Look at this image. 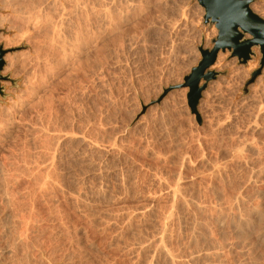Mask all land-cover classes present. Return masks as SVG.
I'll list each match as a JSON object with an SVG mask.
<instances>
[{"label":"rangeland","instance_id":"1","mask_svg":"<svg viewBox=\"0 0 264 264\" xmlns=\"http://www.w3.org/2000/svg\"><path fill=\"white\" fill-rule=\"evenodd\" d=\"M252 5L264 19V0H250ZM204 15L197 0H0V47L5 52L0 69V172H6L0 173V264H166L143 246L151 244L158 223L165 221L161 217L172 208L173 223L165 227L170 228L165 238H170L164 242L177 260L174 264H186L191 254H199L197 264H264L262 54L253 47L249 60L240 63L228 51L218 53L225 55L226 66L210 68L216 77L202 92L198 119L187 103L188 88L181 85L201 58L198 48H210L217 35ZM5 56L15 61L13 67L8 68ZM76 132L84 140L88 137L89 146L71 141ZM57 138L71 149L64 150ZM6 176L16 181L2 183ZM42 177L53 183L47 181L45 191L40 188ZM24 178L35 179V184ZM168 185L181 189L183 206L174 202L169 208ZM4 187L11 190L3 192ZM53 192L62 200L55 197L58 201L53 202ZM138 209L142 217L135 216Z\"/></svg>","mask_w":264,"mask_h":264},{"label":"water","instance_id":"2","mask_svg":"<svg viewBox=\"0 0 264 264\" xmlns=\"http://www.w3.org/2000/svg\"><path fill=\"white\" fill-rule=\"evenodd\" d=\"M204 8V21L214 24L217 35L210 48H198L200 60L183 79L181 87H187V103L190 111L199 119L197 105L207 83L216 77L209 68L216 62L219 52H230L240 63H246L258 47L264 64V19L252 12L250 0H197ZM5 52L0 48V69ZM256 73L252 77H255ZM1 78V76H0ZM0 94L2 89L0 87Z\"/></svg>","mask_w":264,"mask_h":264},{"label":"bare ground","instance_id":"3","mask_svg":"<svg viewBox=\"0 0 264 264\" xmlns=\"http://www.w3.org/2000/svg\"><path fill=\"white\" fill-rule=\"evenodd\" d=\"M75 1H76V0H75ZM103 1H104V0H103ZM77 2H78V1H77ZM84 3H85V2H84ZM104 5H105V4H104ZM75 6H76V5H75ZM81 6H83V5H81ZM253 6H254V5L249 6L250 9L252 10V12H254V9H255V7H253ZM91 7H92V6H91ZM256 8H258V7H256ZM256 10H258V9H256ZM75 11H76V10H75ZM91 11H92V10H91ZM114 12H115V11H114ZM258 12H259V11H258ZM261 12H262V11H261ZM255 13H257V12H255ZM259 13H260V12H259ZM263 13H264V11H263ZM263 13H262V14H263ZM120 14H121V13H120ZM257 14H258V13H257ZM117 15H118V14H117ZM259 15H260V14H259ZM263 15H264V14H263ZM108 16H109V15H108ZM111 16H113V15H111ZM120 16H121V15H120ZM155 17H157V16H155ZM259 17L262 18L261 15H260ZM108 18H109V17H108ZM263 18H264V17H263ZM109 19H110V18H109ZM121 20H122V19H121ZM99 21H100V20H99ZM118 21H119V20H118ZM110 22H111V21H110ZM121 22H122V21H121ZM113 23H114V21H113ZM114 25H115V24H114ZM0 48H1V47H0ZM1 49H2V48H1ZM223 56H224V57H222V56H218L217 59H216V62H215L214 65H212L210 68H214V67H215V68H217L218 70H221V69L225 68V66H226V64H225V55H223ZM5 61H7V66H8V68H9V67H13L12 65H14V63H15V61L13 62V59H12V58H9V56H5ZM210 68H209V69H210ZM229 105H230V104H229ZM233 105H234V104H233ZM242 109H243V108H242ZM197 112H198V111H197ZM69 127H70V126H69ZM86 127H87V126H86ZM67 129H68V128H67ZM68 130H69V129H68ZM69 131H70V130H69ZM71 131H72V130H71ZM71 131H70V132H71ZM61 132H62V130H61ZM65 133H66V132H65ZM65 133H64V134H65ZM67 133H68V132H67ZM78 133H80V132H78ZM95 133H96V132H95ZM56 134H57V133H56ZM64 134H63V132H62V134H60V135H64ZM69 134H71V133H69ZM73 134H76V135H74V136L71 137V138L69 137V138L71 139V141H72V140H75V141L80 142L81 145L83 144L82 147H84L85 145L89 146V145L85 142V141L88 140V137H87L86 140H84L86 137L83 138V137H82L83 134H77V132H76V133H73ZM60 135L58 134L59 137H61ZM66 135H67V134H66ZM77 135H79V136H81V137H79V136H77ZM45 136H46V135H45ZM71 136H72V135H71ZM35 137H36V136H35ZM52 137H53V136H52ZM54 137H55V140H56L57 135H55ZM54 137H53V139H54ZM63 137H65V135H64ZM41 138H43V137H41ZM50 138H51V137H50ZM61 138H62V137H61ZM89 138H90V137H89ZM91 138H92V137H91ZM51 139H52V138H51ZM64 139H66V138H64ZM34 140H35V139H34ZM36 140H37V142L39 141L38 139H36ZM40 140H41V139H40ZM42 140H43V139H42ZM62 140H63V138H62ZM66 140H67V139H66ZM92 140H93V139H92ZM92 140L90 141L91 144L93 143ZM94 140H95V139H94ZM94 140H93V141H94ZM58 141L60 142V140L57 138V142H58ZM67 141H68V140H67ZM69 141H70V140H69ZM69 141H68V142H69ZM71 141H70V142H71ZM34 142H35V141H34ZM44 142H45V140H44ZM51 142H52V141H51ZM51 142H50V143H51ZM57 142H55V143H57ZM63 142H64V141H63ZM94 142H97V141H94ZM46 143H48V142H46ZM50 143H49V144H50ZM53 143H54V141H53ZM60 143H61V142H60ZM64 143H66V142H64ZM64 143H63V144H64ZM74 143H77V142H74ZM98 143H100V142H98ZM39 144H40V143H39ZM61 144H62V143H61ZM63 144H62V148H63V149H64V148H65V149L69 148V147H67V146H66V147H67V148H66ZM89 144H90V143H89ZM91 144H90V146H91ZM94 144H95V146L98 145V144H96V143H93V146H94ZM102 144H103V143H102ZM112 144H113V143H112ZM35 145H36V144H35ZM40 145H41V144H40ZM40 145H39V147H40ZM54 145H55V144H54ZM54 145H53V147H54ZM58 145L61 146L60 144H58ZM68 145H69V144H68ZM99 145H100V144H99ZM99 145H98V147H99ZM37 146H38V145H37ZM45 146H46V145H45ZM47 146H48V144H47ZM49 146H51V145H49ZM55 146H56V145H55ZM63 146H64V147H63ZM69 146H70V145H69ZM71 146H72V145H71ZM71 146H70V147H71ZM74 146H75V145H74ZM41 147H42V146H41ZM41 147H40V148H41ZM53 147H52V148H53ZM57 147H58V146H57ZM79 147H80V146H79ZM82 147H81V148H82ZM98 147H97V148H98ZM100 147H101V146H100ZM103 147H104V146H103ZM113 147H114V146H113ZM161 147H162V146H161ZM237 147H238V146H237ZM47 148H48V147H47ZM50 148H51V147H50ZM50 148H49V149H50ZM59 148H60V147H59ZM62 148H61V149H62ZM76 148H77V147H76ZM86 148H88V147H86ZM86 148H85V150H86ZM110 148H111V147H110ZM116 148H117V147H116ZM239 148H240V146H239ZM249 148H250V147H249ZM249 148H248V149H249ZM61 149H60V150H61ZM65 149H64V150H65ZM70 149H71V148H69V150H70ZM89 149H90V148H89ZM89 149H87V150H89ZM94 149H95V148H94ZM114 149H115V148H114ZM223 149H224V148H223ZM223 149H222V150H223ZM252 149H253V148H252ZM252 149H251V150H252ZM34 150H35V149H34ZM38 150H39V149H38ZM45 150H46V149H45ZM47 150H48V149H47ZM69 150H68V151H69ZM77 150H78V149H77ZM87 150H86V152H87ZM90 150H91V149H90ZM92 150H93V149H92ZM106 150H107V149H106ZM111 150H112V149H111ZM152 150H153V149H152ZM233 150H234V149H233ZM240 150H241V149H240ZM23 151H24V150H23ZM49 151H51V150H49ZM49 151H48V152H49ZM57 151H58V150H57ZM71 151H72V150H71ZM71 151H70V152H71ZM75 151H76V150H75ZM157 151H158V150H157ZM231 151H232V150H231ZM231 151H230V152H231ZM26 152H27V151H26ZM26 152H25V153H26ZM28 152H29V151H28ZM37 152H38V151H37ZM43 152H44V151H43ZM45 152H46V151H45ZM45 152H44V153H45ZM48 152H47V153H48ZM61 152H63V150H61ZM70 152H69V153H70ZM81 152H83V150H82ZM86 152H85V153H86ZM102 152H103V151H102ZM107 152H108V151H107ZM152 152H153V151H152ZM222 152H223V151H222ZM240 152H241V151H240ZM242 152H243V151H242ZM21 153H22V152H21ZM31 153H32V152H31ZM47 153H46L45 156L48 155ZM71 153H72V152H71ZM78 153H79V151H78ZM85 153H84V154H85ZM114 153H115V151H114ZM123 153H124V152H123ZM123 153H122V154H123ZM246 153H247V152H246ZM261 153H262V152H261ZM26 154H27V153H26ZM28 154H29V153H28ZM34 154H35V156L38 155L37 153H34ZM36 154H37V155H36ZM39 154H40V150H39ZM42 154H43V153H41L40 155H42ZM53 154H54V149H53L52 155H53ZM57 154H58V153H56L55 155H57ZM59 154H60V153H59ZM80 154H81V153H80ZM86 154H87V153H86ZM122 154H121V155H122ZM156 154H157V153H156ZM22 155H23V153H22ZM31 155H32V154H31ZM62 155H64V154L62 153ZM62 155H60V156H62ZM70 155H71V154H70ZM81 155H83V154H81ZM89 155H90V154H89ZM104 155H105V154H104ZM161 155H162V154H161ZM27 156H29V155H27ZM27 156H26V159H27ZM33 156H34V155H33ZM49 156L51 157V155H49ZM53 156H54V155H53ZM53 156H52L51 158L49 157V159H52ZM72 156H73V155H72ZM77 156H80V155L78 154ZM86 156H87V155H85L84 157L86 158ZM90 156H91V155H90ZM90 156H89V158H90ZM98 156H99V155H98ZM101 156H102V155H101ZM155 156H156V155H155ZM187 156H188V155H187ZM245 156H246V155H245ZM260 156H261V155H260ZM30 157L32 158V156H30ZM30 157H28V158H30ZM37 157H38V156H37ZM39 157H40V156H39ZM42 157H43V156H42ZM42 157H40V158L42 159ZM82 157H83V156H82ZM91 157H92V156H91ZM114 157H115V156H114ZM158 157H160V156L158 155ZM20 158H21V157H20ZM33 158H34V157H33ZM40 158H39L38 161H40ZM45 158H46V157H45ZM58 158H59V157H58ZM75 158H78V157H74V159H75ZM89 158H88V159H89ZM98 158H99V157H98ZM98 158H97V159H98ZM103 158H104V157H103ZM160 158H161V157H160ZM163 158H164V156H163ZM184 158H185V157H184ZM22 159H23V156H22ZM34 159H35V158H34ZM37 159H38V158H37ZM46 159H47V161H49L48 158H46ZM46 159L43 158V160H46ZM62 159H63V157H62ZM62 159H61V160H62ZM81 159H83V158H81ZM81 159H79V160H81ZM86 159H87V158H86ZM88 159H87V160H88ZM91 159H92V158H91ZM158 159H159V158H158ZM20 160H21V159H20ZM28 160H31V159H28ZM28 160H27V161H28ZM32 160H33V159H32ZM76 160H77V159H76ZM87 160L85 161V163H86V162L88 163ZM89 160H90V159H89ZM95 160H96V159H95ZM113 160H114V159H113ZM117 160H118V159H117ZM182 160H183V159H182ZM17 161H18V160H17ZM22 161H23V160H22ZM27 161H26V162H27ZM47 161H46V162H47ZM53 161H55V159H54ZM83 161H84V160H83ZM83 161H81V162H83ZM167 161H168V160H167ZM217 161H218V160H217ZM225 161H226V160H225ZM231 161H232V160H231ZM24 162H25V159H24ZM24 162H23V163H24ZM28 162H29V161H28ZM30 162H31V161H30ZM33 162H34V161H33ZM36 162H37V160H36ZM41 162H42V160H41ZM44 162H45V161H43V163H44ZM46 162H45V163H46ZM51 162H52V160H51ZM57 162H58V161H57ZM165 162H166V161H165ZM16 163H17V162H16ZM48 163H50V162H48ZM52 163H53V162H52ZM54 163H55V162H54ZM60 163H61V162H60ZM68 163H69V162H68ZM70 163H71V162H70ZM75 163H76V162H75ZM75 163H74V164H75ZM78 163H79V162H78ZM93 163H94V161H93ZM209 163H210V162H209ZM225 163H226V162H225ZM11 164H12V163H11ZM27 164H28V163H26V165H27ZM30 164H31V163H30ZM50 164H51V163H50ZM56 164H57V163H56ZM79 164H80V163H79ZM97 164H98V163H97ZM181 164H182V163H181ZM181 164H180V166H181ZM189 164H190V163H189ZM36 165H37V164H35V166H36ZM38 165H40L39 162H38ZM41 165H43V164L41 163ZM47 165H48V164H47ZM51 165H52V164H51ZM70 165H71V164H70ZM76 165H77V164H76ZM102 165H103V164H102ZM108 165H109V164H108ZM160 165H161V164H160ZM177 165H178V164H177ZM17 166H18V165H17ZM22 166H23V165H22ZM27 166H28V165H27ZM27 166H26V167H27ZM49 166H50V165H49ZM49 166H48V167H49ZM59 166H60V165H59ZM79 166H80V165H79ZM82 166H83V165H82ZM95 166H96V165H95ZM103 166H104V165H103ZM214 166H217V164L214 165ZM38 167H39V166H38ZM48 167H47V168H48ZM51 167H53V165H52ZM66 167H68V166H66ZM100 167H101V166H100ZM181 167H182V166H181ZM24 168H25V167H24ZM31 168H32V167H31ZM31 168H30V169H31ZM33 168H34V166H33ZM41 168H42V167H41ZM94 168H95V167H94ZM101 168H102V167H101ZM214 168H215V167H214ZM26 169L28 170L29 167L26 168ZM43 169H45V167H44ZM43 169H41V170L43 171ZM66 169H67V168H66ZM11 170H13V169H11ZM27 170H26V171H27ZM33 170H34V169H33ZM35 170H36V168H35ZM37 170H38V169H37ZM49 170H50V169H49ZM51 170H52V168H51ZM91 170H92V169H91ZM96 170H100V169L97 168ZM96 170H95V171H96ZM6 171H7V169H6ZM24 171H25V169H24ZM28 171H29V170H28ZM55 171H56V170H55ZM95 171H94V172H95ZM116 171H117V170H116ZM1 172H2V171H1ZM1 172H0V173H1ZM3 172H4V171H3ZM9 172H11V171H9ZM13 172H14V171H12V173H13ZM30 172H32V171H29V173H30ZM33 172H34V171H33ZM39 172H40V171H38V173H39ZM45 172H46V171H45ZM50 172H51V171H50ZM92 172H93V171H92ZM96 172H98V171H96ZM103 172H104V171H103ZM208 172H209V171H208ZM17 173H18V172H17ZM21 173H22V171H21ZM26 173H28V172H26ZM29 173H28V174H29ZM34 173L36 174V172H34ZM34 173H33V174H34ZM64 173H65V172H64ZM116 173H117V172H116ZM217 173H218V172H217ZM1 174H4V173H1ZM5 174H6V172H5ZM5 174H4V175H5ZM8 174H10V173H8ZM8 174H7V175H8ZM14 174H16V173H14ZM19 174H20V173H19ZM24 174H25V173H24ZM28 174H27V175H28ZM43 174H44V173L42 172V174H40V175L43 176ZM47 174L49 175V172H48ZM47 174L45 173V175H47ZM68 174H69V173H68ZM68 174H66V175H68ZM117 174H118V173H117ZM4 175H2V177H3ZM12 175H13V174H10V178H11ZM16 175H17V174H16ZM16 175H14V176H16ZM38 175H39V174H38ZM38 175L36 174L35 179L37 178ZM63 175H64V174H63ZM101 175H102V174H101ZM249 175H250V174H249ZM20 176H22V175L20 174ZM23 176H24V175H23ZM31 176H32V175H30V176L28 175L27 177L30 178ZM51 176H52V175H51ZM177 176H178V175H177ZM4 177H5V176H4ZM4 177H3V178H4ZM6 177H7V176H6ZM12 177H13V176H12ZM17 177H18V175H17ZM47 177L49 178V176H47ZM62 177H63V176H62ZM7 178H8V177H7ZM14 178H15V177H14ZM14 178L11 179V181H9V178H8L6 182H3V181H4V179H3L2 183L7 184L8 182H11V184H12V183H13L12 181H16V180H14ZM19 178H20V177H19ZM19 178H18V179H19ZM32 178H34V177L32 176ZM32 178H30V179H32ZM48 178H47V179H48ZM51 178L55 180L54 177H51ZM51 178H50V179H51ZM56 178H57V177H56ZM60 178H61V177H60ZM89 178H90V177H89ZM117 178H118V177H117ZM176 178H178V177H176ZM248 178H249V177H248ZM1 179H2V178H1ZM18 179H17V180H18ZM24 179H25V178H24ZM30 179H29V180H30ZM35 179H34L33 181H31V182L28 181V178H27V180H26V179H25V180L28 181V182H30V183H34ZM37 179H39V178H37ZM37 179H36V180H37ZM42 179H43V180L45 179V180L43 181ZM63 179H64V177H63ZM84 179H85V178H84ZM90 179H91V178H90ZM115 179H116V178H115ZM115 179H114V180H115ZM123 179H124V178H123ZM125 179H126V178H125ZM158 179H159V178H158ZM22 180H23V178L21 179V181H22ZM41 180L43 181V185H42V187L40 186V182H37L38 180H37L36 182L39 183V186H40L41 190H42V191H43V190L45 191L46 186H47V183H48L47 181H49V180H46L45 177H42ZM41 180H39V181H41ZM70 180H71V179H70ZM77 180H78V178H77ZM88 180H89V179H88ZM97 180H98V179H97ZM160 180H161V179H160ZM170 180H171V179H170ZM21 181H20V182H21ZM61 181H62V180H61ZM73 181H74V180H73ZM99 181H100V180H99ZM121 181H123V180H121ZM20 182H19V183H20ZM53 182H54V181H53ZM57 182H58V181H57ZM59 182H60V181H59ZM59 182H58V183H59ZM68 182H69V181H68ZM77 182H78V181H77ZM77 182H76V183H77ZM167 182H169V181H167ZM177 182H178V180H177ZM16 183H17V182H16ZM49 183H50L49 185H51L52 182L49 181ZM73 183H74V182H73ZM100 183H101V182H100ZM118 183H119V182H118ZM164 183H165V182H164ZM245 183H246V182H245ZM8 184H10V183H8ZM22 184H23V183H22ZM28 184H29V183H28ZM34 184H35V183H34ZM41 184H42V183H41ZM52 184H53V183H52ZM60 184H61V183H60ZM70 184H71V183H70ZM121 184H122V183H120V185H121ZM125 184H126V183H125ZM251 184H252V183H251ZM13 185H14V184H13ZM17 185H18V184H16V186H17ZM25 185H26V184H25ZM159 185H160V183H159ZM179 185H180V184H179ZM179 185H178V186H179ZM11 186H12V185H11ZM11 186L9 185V186H7V187H11ZM30 186H32V184H30ZM30 186H29V187H30ZM35 186H36V185H35ZM39 186H38V187H39ZM55 186H56V188H59V187H57L56 184H55ZM102 186H103V185H102ZM160 186H161V185H160ZM174 186H175V184H174ZM176 186H177V185H176ZM2 187H3V186H2ZM26 187H27V186H26ZM29 187H28V190H31V189H29ZM32 187L34 188V186H32ZM51 187H52V186H51ZM51 187H50V188L47 187V188H49L48 190H50ZM53 187H54V185H53ZM103 187H104V186H103ZM120 187H121V186H119V188H120ZM166 187H167V186H166ZM168 187H169L170 189L168 188L169 190H168V189L166 190V191H168V193H167L168 198H167V196H166V198H167V200H168V199L170 200V201H169V200H168V201L171 203V205H169V202H168V205H169V208L171 209V207H173L174 202H178V203H179V201H181L180 199H182V198H184V197H181V195H180V192H181V191L179 192V190H181V189H178V187H173V186L170 187L169 185H168ZM172 187H173V188H172ZM4 188H5V187H4ZM14 188H15V185H14ZM16 188H17V187H16ZM24 188H25V187H24ZM30 188H31V187H30ZM60 188H61V187H60ZM83 188H86V187H83ZM125 188H126V187H125ZM179 188H181V187L179 186ZM2 189H3V188H2ZM7 189L9 190L10 188H7ZM7 189L5 188V190H3V192L6 191ZM37 189H38V188H37ZM37 189H35V192H37ZM52 189H53V188H52ZM54 189H55V188H54ZM10 190H11V189H10ZM26 190H27V189H26ZM41 190H40V191H41ZM46 190H47V189H46ZM14 191H15V190H14ZM16 191H17V190H16ZM50 191H51V190H50ZM50 191L46 192V195H48L47 193H49ZM53 191H56V189L53 190ZM63 191H64V190H63ZM79 191H80V190H79ZM159 191H160V190H159ZM164 191H165V190H164ZM238 191H239V190H238ZM24 192H25V191H24ZM30 192L33 194V193H34V192H33V189H32L31 191H29V193H30ZM38 192H39V191H38ZM57 192H61V191L57 190L56 193H57ZM69 192H71V190H70ZM83 192H84V191H83ZM182 192H183V191H182ZM8 193H9V192H8ZM10 193H11V192H10ZM51 193H52V192H50V194H51ZM53 193H54V196H53L52 198H55V197L58 198L59 194H56V195H58V196H55V192H53ZM62 193H63V192H61L60 195H62ZM66 193H68V192H66ZM77 193H78V190H77ZM15 194H16V193H15ZM18 194H19V193H18ZM23 194H24V193H23ZM27 194H28V192L26 191V196H27ZM42 194H43V192H42ZM44 194H45V193H44ZM70 194H71V193H70ZM237 194H238V193H237ZM30 195H31V194H30ZM38 195H41V194L38 193ZM38 195H36V196L38 197ZM52 195H53V194H52ZM64 195H65V192H64ZM73 195H75V193H73ZM73 195H71V197H73ZM77 195H79V194H77ZM82 195H83V194H82ZM4 196H5V193H4ZM6 196H8V194H6ZM33 196H34V195H33ZM48 196L50 197L51 195H48ZM84 196L86 197L87 194H86V195L84 194ZM106 196H107V195H106ZM182 196H183V194H182ZM189 196H191V195H189ZM239 196H240V195H239ZM10 197H12V196H10ZM10 197H9V198H10ZM15 197H16V196H15ZM40 197H42V199L44 198L43 195H41ZM40 197H39V198H40ZM64 197L67 198L68 195H67V196L65 195ZM75 197H76V196H75ZM79 197H80V196H79ZM79 197H78V198H79ZM241 197H242V196H241ZM5 198H6V197H5ZM26 198H27V197H26ZM29 198H30V197H29ZM32 198H33V197H32ZM46 198H47V197H46ZM57 198H55L56 200H54L53 202H55V201L57 202V201H58ZM59 198L61 199V198H63V196H60ZM59 198H58V199H59ZM65 198H64V199H65ZM81 198H82V197H81ZM151 198H152V197H151ZM151 198H149L150 201H151ZM20 199H21V198H20ZM40 199H41V198H40ZM48 199H50V198H48ZM60 199H59V200H60ZM72 199H73V198H72ZM75 199H76V198H74L73 200H75ZM79 199H80V198H79ZM234 199H235V198H234ZM237 199H238V198H237ZM242 199H243V198H242ZM15 200H16V199H15ZM22 200H23V199H22ZM22 200H21V201H22ZM34 200H35V199H34ZM44 200H45V199H44ZM52 200H53V199H52ZM61 200H62V199H61ZM66 200H67V199H66ZM66 200H64V201H66ZM70 200H71V198H70ZM80 200H81V199H80ZM82 200H83V198H82ZM87 200H88V199H87ZM183 200H184V199H182V201H183ZM189 200H190V199H189ZM191 200H192V199H191ZM6 201H7V200H6ZM10 201H11V199H10ZM29 201H30V200H29ZM29 201H28V199H27V202H29ZM32 201H33V200H32ZM35 201H36V200H35ZM46 201H47V200H46ZM46 201H45V202H46ZM48 201H49V200H48ZM83 201H84V200H83ZM83 201H82V203H83ZM182 201H181V202H182ZM192 201H193V200H192ZM192 201H191V203H193ZM224 201H225V199H224ZM14 202H15V201H14ZM14 202H13V203H14ZM16 202H17V201H16ZM33 202H34V201H33ZM36 202H39V203H40V200H39V201H36ZM45 202H44V203H45ZM50 202H51V201H50ZM53 202H52V204H53ZM61 202H62V201H61ZM61 202L59 201V203H57V204H60ZM67 202H68V200H67ZM70 202H71V201H70ZM73 202H75V203H79V201H78V202L73 201ZM73 202H71V203H73ZM86 202H89V201H86ZM90 202H92V201H90ZM152 202H153V200H152ZM13 203H12V204H13ZM19 203H20V202H19ZM22 203H24V201H23ZM22 203H21V205H22ZM29 203H30V202H29ZM42 203H43V202H42ZM71 203H70V204H71ZM84 203H85V202H84ZM84 203H83V204H84ZM178 203H176L174 206L178 205ZM184 203H185V202H184ZM187 203L190 204L189 202H187ZM187 203H186V205L184 204V208H185V206H188ZM24 204H25V203H24ZM35 204H36V203H35ZM40 204H41V203H40ZM46 204H47L48 206L51 205V204L49 205L48 203H46ZM46 204H45V206H46ZM67 204H68V203H67ZM80 204H81V203H80ZM83 204H82V205H83ZM94 204H95V203H94ZM179 204H180V203H179ZM182 204H183V203H182ZM182 204H180V205H182ZM193 204H194V203H193ZM195 204H196V203H195ZM195 204H194V206H200V205H195ZM199 204H200V203H199ZM15 205H16V204H15ZM15 205H14V206L12 205V206L15 207ZM30 205H31V203H30ZM33 205H34V204H33ZM55 205H56V203H55ZM60 205H62V203H61ZM75 205H76V204H75ZM78 205H79V204H78ZM212 205H213V204H212ZM8 206H9V205H8ZM10 206H11V205H10ZM36 206H37V205H36ZM64 206H66V204H65ZM79 206H81V205H79ZM94 206H95V205H94ZM182 206H183V205H182ZM182 206H181V207H182ZM191 206H192V204H191ZM191 206H189V207H191ZM194 206H193V207H194ZM226 206H227V205H226ZM16 207H17V205H16ZM18 207H19V206H18ZM18 207H17V208H18ZM53 207H56V206H54V204H53ZM53 207H48V209L50 210V209L53 208ZM66 207H67V206H66ZM177 207H178V206H177ZM189 207H187V208H189ZM193 207H191V208H193ZM233 207H234V206H233ZM29 208H31V207H29ZM69 208H70V207H69ZM92 208H93V207H92ZM144 208H145V207H144ZM144 208L141 207V209H143V210H144ZM175 208H176V207H175ZM201 208H202V207H201ZM46 209H47V207H46ZM53 209H55V208H53ZM53 209H51V211H53ZM146 209H147V207H146ZM150 209H151V208H148V211H149ZM167 209H168V208H167ZM177 209H179V208H177ZM177 209H176V210H177ZM181 209H182V208H180V210H181ZM185 209H186V208H185ZM196 209H197V208H196ZM230 209H231V208H230ZM232 209H233V208H232ZM31 210H32V208H31ZM55 210H56V209H55ZM55 210H54L53 212H55ZM58 210H59V209H58ZM88 210H89V208H88ZM172 210L174 211V208H172ZM182 210H184V209H182ZM182 210H181V211H182ZM194 210H195V208H194ZM201 210H202V209H201ZM252 210H253V209H252ZM254 210H255V208H254ZM29 211H30V210H29ZM46 211H47V210H46ZM46 211H44V213H43V212H41V213H42V214H46ZM59 211H61V210H59ZM94 211H95V210H94ZM151 211H153V210H151ZM173 211H172L171 213H173ZM195 211H198V210H195ZM199 211H200V208H199ZM256 211H258V210L256 209ZM18 212L20 213L21 211H18ZM33 212L35 213V211H33ZM48 212H49V214H50V211H48ZM88 212H89V211H88ZM92 212H93V211H92ZM136 212H137V211H135V213H136ZM138 212H139V213H138ZM138 212H137L138 215H135V214H134V215H135V216H139V215H140V217H142L143 215H141V213H144V212L141 211V210L139 211V209H138ZM166 212H167V211H166ZM174 212H175V211H174ZM225 212H226V211H225ZM258 212H259V211H258ZM19 213H18V214H19ZM51 213H52V212H51ZM55 213H58V212H55ZM115 213H116V212H115ZM145 213H146V210H145ZM152 213H153V212H152ZM152 213H150V214H152ZM169 213H170V210H169ZM171 213H170V214L166 213L167 216L163 215L164 217H163V218L161 217L162 221H164V220H163L164 218H165V221H164V223H162V222H161V223H158L159 225L162 224V225H160V226L157 224V225H158V227H157L158 229H157V230L155 229V230H156L155 233H154L155 235L153 234V237H152L153 239L151 238V239H152V242L150 241L151 244H150V242H149L150 245H148L147 247L143 246L144 248H147V250H146L147 252H148V248H149V249H151L150 251H155L156 256H158L157 253L160 254V255H161L160 257H163L164 260L167 262V263L165 262L166 264H174V261H175V257H174V255L171 254V250L169 251L168 247H166V244L168 243V241H166L167 243L164 242L165 239L168 240L167 238H170V237H166V238H165V235H168V234H166V231H167V233H168V231H170V228H169V227H168L169 230H166L165 227H166V226H169L168 224L166 225V222H167V223L170 222V224H171V222H172V221H171L172 219L170 218V217H171ZM183 213H184V212H183ZM197 213H200V212H197ZM262 213H263V212H262ZM49 214H48L49 217L52 216L51 214H50V215H49ZM52 214H53V213H52ZM60 214H61V213H60ZM89 214H90V213H89ZM93 214H94V213H93ZM93 214H92V215H93ZM125 214L128 215V213H125ZM195 214H196V213H195ZM232 214H233V213H232ZM251 214H252V213H251ZM260 214H261V212H260ZM53 215H54V214H53ZM126 215H125V216H126ZM129 215H131V214H129ZM129 215H128V216H129ZM144 215H146V214H144ZM173 215H174V217H172V218H174V219L176 218V219H177V216H178V215H176V217H175V213H174ZM197 215H198V214H197ZM197 215H196V216H197ZM202 215H203V214H202ZM230 215H231V214H230ZM234 215H235V214H234ZM255 215H256V214H255ZM20 216H21V215H20ZM26 216H27V215H26ZM42 216H43V215H42ZM48 216L46 215L45 217H47L48 219H50ZM55 216H56V217H59V215L57 216L56 214H55ZM121 216H122V215H121ZM135 216H133V218H134ZM146 216H147V215H146ZM198 216H199V215H198ZM200 216H201V214H200ZM235 216H236V215H235ZM237 216H238V215H237ZM257 216H258V215H257ZM28 217H29V216H28ZM33 217H34V216H33ZM45 217H44V218H45ZM52 217H54V216H52ZM147 217H148V216H147ZM147 217H146V218H147ZM240 217H241V215H240L239 217H237V218H240ZM243 217H244V216H243ZM243 217H242L241 219H243ZM30 218H31V217H30ZM41 218H42V217H41ZM54 218H55V217H54ZM116 218H117V217H116ZM122 218H124V216H123ZM130 218H131V217H130ZM130 218H129V219H130ZM215 218H216V217H215ZM222 218H223V220H224V217H222ZM228 218H229V217H228ZM235 218H236V217H235ZM246 218H247V217H246ZM257 218H258V217H257ZM259 218H260V216H259ZM261 218H262V214H261ZM261 218H260V219H261ZM22 219H23V218H22ZM27 219L30 220L29 218H27ZM27 219H26V222H27ZM31 219H33V218H31ZM39 219H40V218H39ZM45 219H46V218H45ZM57 219L60 220V218H57ZM63 219H64V217H63ZM63 219H62V221H63ZM89 219H90V218H89ZM99 219H100V218H99ZM109 219H111V218H109ZM125 219H126V218H125ZM127 219H128V218H127ZM131 219H132V218H131ZM169 219H171V220L169 221ZM244 219H245V217H244ZM20 220H21V219H20ZM34 220H35V219H34ZM43 220H44V219H43ZM52 220H53V218H52ZM59 220H58V223L61 221V220H60V221H59ZM95 220H96V219H95ZM95 220H93V221H95ZM112 220H115V219H112ZM202 220H203V219H202ZM217 220H218V218H217ZM220 220L222 221L221 218H220ZM220 220H219V221H220ZM232 220H233V219H232ZM234 220H235V219H234ZM234 220H233V222H234ZM236 220H237V222H238V219H236ZM41 221H42V220H41ZM44 221H46V220H44ZM56 221H57V220H56ZM110 221H111V220H110ZM168 221H169V222H168ZM215 221H216V220H215ZM245 221H246V220H245ZM248 221H250V220H248ZM22 222H23V221H22ZM38 222H39V221H38ZM112 222H113V221H112ZM124 222H125V221H124ZM187 222H188V221H187ZM230 222H231V220H230ZM233 222H232V224H233ZM237 222H235V224H236ZM257 222H258V221H257ZM33 223H34V222H33ZM43 223H44V222H43ZM45 223H46V222H45ZM58 223H57V224H58ZM105 223H106V221H105ZM172 223H173V222H172ZM199 223H200V222H199ZM217 223H218V222H217ZM247 223H248V222H247ZM249 223H250V222H249ZM22 224H23V223H22ZM36 224H37V223H36ZM59 224H60V223H59ZM62 224H63V223H62ZM111 224H112V223H111ZM113 224H115V222H114ZM122 224H123V223H122ZM197 224H198V222H197ZM201 224H202V223H201ZM241 224H243V222H241ZM241 224H240V225H241ZM245 224H246V223H245ZM251 224H252V223H251ZM24 225H25V223H24ZM32 225H33V224H32ZM60 225H61V224H60ZM192 225H193V224H192ZM199 225H200V224H199ZM236 225H237V224H236ZM240 225H238V227H239ZM246 225H247V224H246ZM20 226H21V225H20ZM22 226H23V225H22ZM25 226H28V225L26 224ZM37 226H38V225H37ZM64 226H65V225H64ZM64 226H63V227H64ZM105 226H106V228L109 227V226H107V223L105 224ZM110 226H111V225H110ZM112 226H113V225H112ZM112 226H111V227H112ZM116 226H117V225H116ZM116 226H115V228H116ZM197 226H198V225H197ZM230 226H231V225H230ZM241 226H242V225H241ZM247 226H248V225H247ZM249 226H250V225H249ZM23 227H24V226H23ZM31 227H32V226H31ZM58 227H59V226H58ZM199 227H201V226H199ZM234 227H235V226L233 225V228H234ZM27 228H28V227H27ZM59 228H61V227H59ZM202 228H203V227H202ZM202 228H201V229H202ZM236 228H237V226H236ZM239 228H240V227H239ZM239 228H238V230H241V229H239ZM257 228H258V227H257ZM22 229L25 230V227H24V228L21 227V230H22ZM28 229H29V228H28ZM234 229H235V228H234ZM262 229H264V227H263ZM19 230H20V228H19ZM24 230H22V231H24ZM61 230H62V229H61ZM244 230H247V228L244 229ZM244 230H243V231H244ZM258 230H259V229H258ZM32 231H33V230H32ZM42 231H43V230H42ZM236 231H237V230H236ZM241 231H242V230H241ZM262 231H263V230H262ZM17 232H18V231H17ZM20 232H21V231H20ZM25 232H26V231H24L23 233H25ZM29 232H30V231H29ZM36 232H37V231H36ZM239 232H240V231H239ZM245 232H246V231H245ZM259 232H261V230H260ZM259 232H258V234H259ZM21 233H22V232H21ZM21 233H20V234H21ZM61 233H63V232H61ZM237 233H238V232H237ZM243 233H244V232H243ZM256 233H257V231H256ZM31 234H32V232H31ZM221 234H222V233H221ZM239 234H242V233H239ZM21 235H23V234H21ZM21 235H20V236H21ZM27 235H28V234H27ZM35 235H36V234H35ZM169 235H170V234H169ZM223 235H224V234H223ZM261 235H262L263 237H260V239H261V238H264V232H262ZM221 236H222V235H221ZM16 237L18 238L17 235H16ZM22 237H23V236H22ZM193 237H194V236H193ZM198 237H199V236H198ZM20 238H21V237H20ZM195 238H196V237H195ZM22 239H23V238H22ZM196 239H197V238H196ZM25 240H26V239H25ZM25 240H24V241H25ZM149 240H150V239H148V241H149ZM194 240H195V239H194ZM261 240H262V239H261ZM19 241H20V239H19ZM148 241H147V242H148ZM189 241H190V240H189ZM195 241H196V240H195ZM250 241H251V240H250ZM12 242H13V241H12ZM20 242H22V240H21ZM182 242H183V241H182ZM165 243H166V244H165ZM197 243H198V242H197ZM261 243H262V242H261ZM26 244H28V243H26ZM37 244H38V243H37ZM145 244H147V243H145ZM145 244H143V245H145ZM21 246H22V245H21ZM28 246H29V245H28ZM51 246H52V245H51ZM141 246H142V244H141ZM167 246H168V244H167ZM214 247H215V246H214ZM23 248H24V247H23ZM128 248H129V247H128ZM139 248H140V247H139ZM141 248H142V247H141ZM211 248H212V247H211ZM30 249H31V248H30ZM201 249H202V248H201ZM204 249H206V248H204ZM212 249H213V248H212ZM215 249H217V248H214V249H213V252H214ZM25 250H26V249H25ZM30 251H31V250H30ZM193 251H194V250H193ZM199 251H200V249H199ZM209 251H210V250H209ZM216 251H218V250H216ZM216 251H215V252H216ZM25 252H26V251H25ZM28 252H29V251H28ZM147 252H146V254H147ZM156 252H157V253H156ZM194 252H195V251H194ZM194 252H193V253H194ZM196 252H197V251H196ZM196 252H195V253H196ZM200 252H202V251H200ZM213 252H212V254H213ZM142 253H145L144 250L142 251ZM172 253H173V252H172ZM197 253H198V252H197ZM206 253H207V252H206ZM216 253L218 254V252H216ZM151 254L153 255V253L150 252V255H151ZM190 254H191V253H190ZM204 254H205V252H204ZM208 254H209V253H207V255H208ZM217 254H215V256H216ZM201 255H202V254H201ZM210 255H211V253H210ZM252 255H253V254H252ZM66 256H67V255H66ZM148 256H149V255H148ZM156 256H155L154 258H156ZM198 256H199V254H198ZM198 256H197L196 254H191L190 256H188L189 258L187 257V258H188L187 261L190 260V261H188V264H189V262H190V264H197V262H198L197 259H198V258L200 259V257H198ZM203 256H205V255H203ZM208 256H209V255H208ZM215 256L212 257V258L215 259V258H216ZM68 257H70V256H68ZM68 257H66V258H68ZM201 257H202V256H201ZM218 257H219V256H218ZM218 257H217V258H218ZM62 258H63V257H62ZM66 258H65V259H66ZM149 258H150V256H149ZM154 258H153V259H154ZM163 258H161V260H162ZM176 258H177V257H176ZM203 258H205V257H203ZM206 258H207V257H206ZM217 258H216V259H217ZM60 259H61V258H60ZM68 259H70V258H68ZM157 259H158V258H157ZM178 259H180V258H178ZM201 259H202V258H201ZM208 259H210V258H207L206 260H208ZM214 259H213L212 261H214ZM216 259H215V260H216ZM61 260H62V259H61ZM164 260H163V261H164ZM203 260H204V261H203V263H204V262H205V259H203ZM217 260H218V259H217ZM62 261H64V260H62ZM65 261H66V260H65ZM67 261H69V260H67ZM70 261H71V259H70ZM155 261H156V260H155ZM155 261H154V262H155ZM176 261H177V260H176ZM176 261H175V263H176ZM187 261H186V264H187ZM196 261H197V262H196ZM15 262H16V261H15ZM151 262H152V260L150 261V263H151ZM200 262H201V261H199L198 263H200ZM208 262H209V260H208ZM66 263H67V262H66ZM71 263H72V262H71ZM150 263H149V264H150ZM180 263H181V262H180ZM206 263H207V262H206ZM212 263H213V262H211V264H212ZM63 264H65V263H63ZM67 264H69V262H68ZM146 264H148V263H146ZM163 264H164V262H163ZM177 264H179V261H178ZM204 264H205V263H204ZM207 264H209V263H207ZM214 264H215V263H214Z\"/></svg>","mask_w":264,"mask_h":264}]
</instances>
